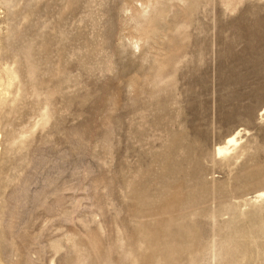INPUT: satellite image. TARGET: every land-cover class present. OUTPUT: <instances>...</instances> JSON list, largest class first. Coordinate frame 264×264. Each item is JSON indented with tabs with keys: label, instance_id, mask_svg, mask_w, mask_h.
Listing matches in <instances>:
<instances>
[{
	"label": "rangeland",
	"instance_id": "1",
	"mask_svg": "<svg viewBox=\"0 0 264 264\" xmlns=\"http://www.w3.org/2000/svg\"><path fill=\"white\" fill-rule=\"evenodd\" d=\"M263 110L264 0H0V264H264Z\"/></svg>",
	"mask_w": 264,
	"mask_h": 264
},
{
	"label": "bare ground",
	"instance_id": "2",
	"mask_svg": "<svg viewBox=\"0 0 264 264\" xmlns=\"http://www.w3.org/2000/svg\"><path fill=\"white\" fill-rule=\"evenodd\" d=\"M264 111V110H263ZM228 141H227V144H230V143H235L236 141H235V137H231V138H229V139H227ZM227 150H226V148H221V147H219L218 149H217V152H218V154L219 153H222V152H226ZM258 196L260 197H263L264 196V191L263 192H260L259 194H258Z\"/></svg>",
	"mask_w": 264,
	"mask_h": 264
}]
</instances>
